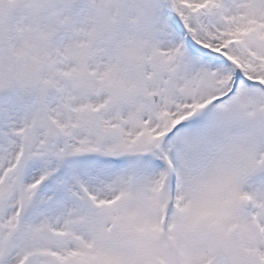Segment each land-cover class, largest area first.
<instances>
[{
  "label": "snow or ice",
  "instance_id": "obj_1",
  "mask_svg": "<svg viewBox=\"0 0 264 264\" xmlns=\"http://www.w3.org/2000/svg\"><path fill=\"white\" fill-rule=\"evenodd\" d=\"M0 264H264V0H0Z\"/></svg>",
  "mask_w": 264,
  "mask_h": 264
}]
</instances>
